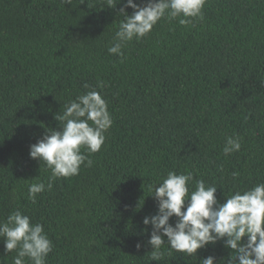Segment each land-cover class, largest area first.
I'll return each mask as SVG.
<instances>
[{"label":"trees","instance_id":"obj_1","mask_svg":"<svg viewBox=\"0 0 264 264\" xmlns=\"http://www.w3.org/2000/svg\"><path fill=\"white\" fill-rule=\"evenodd\" d=\"M122 6L0 0V221L19 209L43 224L53 242L46 264H202L208 255L224 264L222 241L189 256L165 240L159 261L150 245H135L148 239L142 220L156 213L153 185L168 171L192 172L190 191L200 179L216 185L221 202L264 182V0H206L203 19L162 18L120 57L107 49ZM93 89L113 120L106 140L96 153L81 149L91 167L49 189L51 170L29 146L59 129L65 103ZM233 134L241 149L225 156ZM41 181L33 203L28 186Z\"/></svg>","mask_w":264,"mask_h":264},{"label":"clouds","instance_id":"obj_2","mask_svg":"<svg viewBox=\"0 0 264 264\" xmlns=\"http://www.w3.org/2000/svg\"><path fill=\"white\" fill-rule=\"evenodd\" d=\"M70 4L71 0H64ZM123 2L118 13L123 14L115 32L113 42L108 47L109 54L123 57L122 49L133 39L145 37L162 18L179 19L181 25L191 24L193 19H203L206 0H105L107 7L115 8ZM133 11L128 13L127 9ZM85 88L89 86L84 85ZM59 129L49 128L36 143L29 146V156L43 162L51 170L47 188L52 180L78 175L81 165L91 167L93 161L88 154L100 151L106 140L105 133L113 120L107 102L95 89L78 95L63 105V111L55 115ZM241 149V138L230 135L225 139V156ZM233 178L237 173H233ZM190 171L177 173L168 171L162 182L153 185L152 196L157 201L155 214L144 216L142 223L150 225L151 231L146 242L137 241L139 250L144 243L151 246L150 259L159 261L165 240L172 250L189 256L209 244L223 242L229 249L228 255L221 257L224 264H264V182L246 190H237L227 195L223 202L216 196L217 186L207 184L203 179L195 181V189L190 191L193 181ZM44 182L28 186V198L35 203L37 194L45 191ZM175 217V221L170 222ZM147 233L148 229L145 228ZM0 239L4 243V255L0 264H6L4 257L15 252L12 264H46L52 252L53 242L41 223H32L29 215L17 209L5 221H0ZM217 257L208 255L202 264H216Z\"/></svg>","mask_w":264,"mask_h":264}]
</instances>
